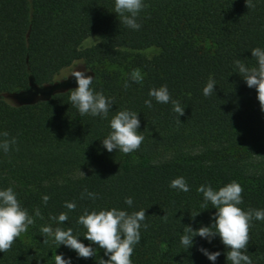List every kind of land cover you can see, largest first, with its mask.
Listing matches in <instances>:
<instances>
[{"label": "trees", "instance_id": "obj_1", "mask_svg": "<svg viewBox=\"0 0 264 264\" xmlns=\"http://www.w3.org/2000/svg\"><path fill=\"white\" fill-rule=\"evenodd\" d=\"M252 2L255 7L247 8L245 0H144L141 27L133 30L120 22L115 0H0V133L17 139L9 153L0 151V190L12 187L35 219L8 252H0V264H55L59 254L71 264L108 259L77 220L84 209L111 208L146 210L148 228L140 229L133 264H213L200 247L221 253L214 264H231L219 236L210 243L196 236L189 249L180 237L185 226L195 230L213 222L216 209L210 202L206 209L197 191L202 184L219 190L235 180L244 189L239 207L264 210L263 111L256 89L234 64L240 59L256 66L251 50L264 49V0ZM93 34L101 35L99 41L82 47ZM149 48L158 53L147 57L143 51ZM80 61L94 78L93 90L114 101L107 119L80 115L69 100L77 85L32 101L13 98L52 86L61 71ZM134 71L140 83L131 79ZM209 76L216 86L206 97ZM163 85L185 107L184 115L178 117L170 102L149 97L150 89ZM122 109L138 113L144 140L132 153H110L102 139ZM181 176L190 191L169 186ZM85 189L97 198L81 199ZM44 195L50 197L46 205ZM66 201L76 209L65 208ZM36 208L43 219L35 217ZM62 212L68 214L64 223L50 219ZM45 225L71 227L96 255L79 257L52 237L43 243ZM252 225L247 254L253 264H264V221Z\"/></svg>", "mask_w": 264, "mask_h": 264}, {"label": "clouds", "instance_id": "obj_2", "mask_svg": "<svg viewBox=\"0 0 264 264\" xmlns=\"http://www.w3.org/2000/svg\"><path fill=\"white\" fill-rule=\"evenodd\" d=\"M245 2L247 8L255 7L252 0H245ZM146 7L144 0H115L114 12L120 17L121 23L133 30H139L141 24L137 22L138 17ZM251 54L256 60V66L248 67L240 59L235 60L234 64L247 86L256 89L260 108L264 111V49L260 47L253 48ZM87 71V69L84 71L74 70L71 73L77 87L70 90V103L78 109L82 116L91 115L107 119L114 101L102 92L93 90L91 85L94 78L90 75L86 76ZM131 79L136 83H140L142 76L139 71H134ZM215 86L216 81L212 76H209L208 82L203 88V94L206 97L211 96L215 93ZM127 87L128 84H125V88ZM148 95L158 103L167 104L170 102L178 117L184 115L185 107H182L178 100L172 99L167 85L150 89ZM144 103L146 107H152L151 99H146ZM109 126V134L102 139V146L108 152L111 153L113 150H117L123 154H129L140 148L144 136L138 131L140 127L138 113L128 109L118 110L110 119ZM16 143V137H10L7 131L0 133V151L4 154L9 153ZM169 186L183 192L190 191L186 180L182 176L173 179ZM197 191L203 193L204 207L207 209V202H210L216 212L212 218L213 222L209 226H201L195 230L190 225L185 226L183 229L184 234L180 237L181 245L189 249L193 246V238L196 236L206 239L209 243L213 238L219 236L225 248L228 249L226 252L227 261H230L231 264H253L247 254L250 230L253 226V220L264 221V210L250 208L245 211L239 207L243 202L242 193L244 189L235 180L220 187L219 190H214L210 184H202ZM85 195L93 200L98 196L97 193L89 192L87 189L81 193V199ZM49 199L48 195L42 197L45 205ZM125 203L131 206L133 199L126 197ZM64 207L69 211H74L76 203L66 201ZM198 214H191V216L194 219ZM34 215L43 219L39 208L35 209ZM163 217L166 218V215ZM50 219L62 224L68 220V214L62 212L58 216H51ZM145 219L146 210L144 209L131 213L117 208L101 209L99 211L84 209L77 223L86 229L84 237L91 244L98 245L100 249H103L104 255L108 257V259L100 257L97 264H133L134 247L141 240L140 229L142 226L144 229L148 228V225L143 223ZM34 223V217L29 214L26 208L21 206L12 187L0 190V252H8L16 239L22 233L27 232L28 227ZM40 232L44 237L43 243H47V238L52 237L58 246H67L74 250L79 257L87 259L96 255V249L91 245L86 246L82 243L73 234L71 227L64 229L45 225L41 227ZM198 251L212 261L213 264L221 255L219 251L209 252L203 247H200ZM54 260L55 264H71V259H65L63 254L55 255Z\"/></svg>", "mask_w": 264, "mask_h": 264}, {"label": "rangeland", "instance_id": "obj_3", "mask_svg": "<svg viewBox=\"0 0 264 264\" xmlns=\"http://www.w3.org/2000/svg\"><path fill=\"white\" fill-rule=\"evenodd\" d=\"M100 38H101L100 34H93L83 41L82 47H89V46L95 44L97 41H99ZM143 53L147 57L150 58V57H152L158 53V49L157 48H149V49L144 50ZM85 69L88 70L85 73V75L88 76L90 71H89L87 65L85 63H83L82 61L75 62L72 66L61 71V73L56 77V81L52 86L44 88V89H33L29 92L14 95L13 98L17 101L27 102V101H32V100H34L40 96H47L48 94H50L56 90H61V89L73 87L76 85V82H75L74 77H71V73L74 70L84 71ZM258 118L260 120L264 121V111L258 116Z\"/></svg>", "mask_w": 264, "mask_h": 264}]
</instances>
